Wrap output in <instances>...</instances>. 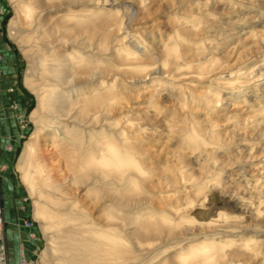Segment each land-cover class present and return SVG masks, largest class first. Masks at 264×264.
I'll use <instances>...</instances> for the list:
<instances>
[{"label": "bare ground", "instance_id": "bare-ground-1", "mask_svg": "<svg viewBox=\"0 0 264 264\" xmlns=\"http://www.w3.org/2000/svg\"><path fill=\"white\" fill-rule=\"evenodd\" d=\"M101 1L113 7L11 0L8 31L29 60L25 82L37 102L18 168L48 234L38 263L225 264L264 255L254 235L264 234V178L248 171L254 156L264 168V0ZM145 18L151 24L137 31ZM101 79L113 80L82 86ZM242 112L251 120L244 132ZM46 138L70 172L57 194L38 158ZM72 184L86 187L97 221L65 198Z\"/></svg>", "mask_w": 264, "mask_h": 264}, {"label": "rangeland", "instance_id": "rangeland-1", "mask_svg": "<svg viewBox=\"0 0 264 264\" xmlns=\"http://www.w3.org/2000/svg\"><path fill=\"white\" fill-rule=\"evenodd\" d=\"M4 9L0 8V16L2 17V23H1V28H0V35L3 38V41L7 42V44H4L0 41V83L6 84L8 78H3L1 72L6 71L5 67H7L8 64V58H12L15 60L18 64V68L20 70V76L17 75V73H14V77L16 80V91L18 94V97L21 99H25L28 105H25L24 102H22L18 97V101L16 100L14 103V106L10 105V111L7 110L8 115L12 116L14 121L19 124L20 129H21V137L18 140V145L15 150V154L12 157H7L8 160L6 161V156L2 157L1 162H0V185H1V179L2 176H10L11 177V183H6L4 182L5 188H8V185L10 184L9 188V193L6 191L7 195L6 201H14V199L19 198L21 200V203L18 205L16 204V209L21 210L24 214H29L30 219L25 221L23 225L28 227L27 229L23 228L22 225H20L23 221L14 220L13 217V211L11 210V207L7 206L5 207V214H6V220H5V226H6V245H7V251L8 255L10 254L11 258V264H18L19 263V258H17L18 254V249H17V240L19 238V235L23 236L25 239H28V234L30 233L31 236H33V240L29 242L31 243L30 251H31V256H34L31 259H34L37 261L40 260V256L42 254V251L46 248V242H47V236L46 231L43 230L42 228V223L35 217V209L33 207V202L35 201L34 195L30 194V191L26 184L23 182L22 175H21V170L18 168V159L20 157V154L23 150V147L25 143L29 140L30 136L32 135L33 130H35V123L34 121L30 118V114L32 110L35 108L37 102H36V96L33 94L32 91L27 87L26 85V76L30 73L29 69V60L28 58L23 55V52L21 50V47L17 41V39H13L8 31V24L10 19L16 15L15 9L13 8V4L11 3V0H0ZM87 7L91 9L96 10H104L113 7V5L110 4H103L101 0H92L88 5H84V3H79L76 5V7H73L74 10H81V9H86ZM4 11V12H3ZM67 11L66 8H64L60 13H65ZM87 11V10H85ZM159 16H155L157 19ZM153 17H149V19H152ZM225 18V17H224ZM23 21V18L21 19V22ZM151 24V20L145 19H140L137 24L135 25L136 29H139L137 31L139 32H144L143 26H148ZM216 28H221V27H216ZM156 29V26L150 30V28L146 29L145 31H152L154 32ZM247 31V30H246ZM246 31L244 34H246ZM91 31H88V34H90ZM100 33L98 30L97 35ZM95 34V33H94ZM125 34L122 32V34H119V36H116L120 39L123 38ZM0 37V38H1ZM94 40H96V37L94 36ZM195 41V40H194ZM198 42L196 40V44L198 45ZM125 41H121L119 45L120 47L125 46ZM118 45V46H119ZM245 45V43H242L239 41L238 48H242ZM117 46V47H118ZM6 51V52H4ZM112 52H110L111 54ZM5 69V70H4ZM113 79H101L100 82L99 80L93 83H87L85 85H82L84 88H91V87H96L98 83L100 84L101 82L103 83L106 82V84L112 82ZM5 82V83H4ZM143 83V82H142ZM140 83V84H142ZM197 85L194 84L193 87H190L192 90L197 89ZM194 94H201L199 91L195 90ZM25 108V111L22 112L20 109ZM233 106H230V115L234 113L235 110L232 109ZM116 115H119V113H115ZM240 121H241V132H244V127H246L247 124L250 123L251 120H247L246 123H244V119L247 117V113L240 114ZM15 117V118H14ZM4 118V117H3ZM2 119V118H1ZM4 120V119H2ZM244 126V127H243ZM0 131L4 132L3 126H0ZM218 129V127H216ZM19 134V133H18ZM241 138L243 139H248V135H241ZM43 139V137H41ZM264 138L261 139V142L259 145L263 144ZM229 143V142H228ZM231 146V145H230ZM11 147V146H10ZM8 148V147H7ZM38 158L40 160V165H42L43 168H45V174L43 175L49 179L51 182L52 189L55 188L54 193L57 194V189L56 186L59 185L61 178H63V175H67V173H70L69 170H66V165L68 164L65 162V159L61 155V149H58V146H55L52 141L48 140L46 138V141H42V144L40 148H38ZM2 150V149H1ZM15 156V157H14ZM264 159V158H263ZM259 156H254L252 157L248 163L250 164L248 167L249 175L252 174V178L255 179L256 181L262 180L264 178V168L261 167L260 165L257 166L258 161H260ZM261 165L264 163H260ZM236 164L227 166V170L229 173L234 174L236 172L235 168ZM60 169V170H59ZM68 169V168H67ZM257 170H260L262 173H257ZM68 171V172H67ZM62 173V175H61ZM63 182V181H62ZM94 182H91L88 185H92ZM264 184L259 183L258 187L260 189H264ZM89 187V186H88ZM65 198H68L69 200H75L78 202V204H81V207L85 210H87L88 213L91 214V218L94 220H98L100 211H96V208L92 205V202H90L89 198L86 196L87 195V189L85 186L83 188L71 185V186H65L63 187ZM158 194H160L159 190H156ZM3 195V194H2ZM16 201V200H15ZM159 205H157L158 208ZM15 209V211H16ZM228 212H232L229 210ZM4 214V215H5ZM236 214V213H235ZM195 216V214L193 213ZM197 217V216H196ZM29 223L30 225L28 226L26 223ZM42 227V228H41ZM264 232V231H263ZM256 237L263 239L264 240V234L259 233L254 234ZM21 240V239H20ZM23 240V238H22ZM10 245V246H9ZM235 248L232 249L234 251ZM21 254H24L21 252ZM20 254V255H21ZM251 254L247 255V257H238L236 258L233 257L230 260H227L225 264H254V260L260 259L264 261V255H260L254 260L250 257ZM259 263V262H258ZM256 263V264H258ZM39 264V263H38Z\"/></svg>", "mask_w": 264, "mask_h": 264}, {"label": "crops", "instance_id": "crops-1", "mask_svg": "<svg viewBox=\"0 0 264 264\" xmlns=\"http://www.w3.org/2000/svg\"><path fill=\"white\" fill-rule=\"evenodd\" d=\"M1 6L3 7V5L0 1V8H2ZM2 9H4V7ZM1 21H2V17L0 16V28H1V23H2ZM0 37H1V35H0ZM0 41L4 44H7V42L3 41L2 37L0 38ZM4 52H6V51H4ZM8 62L10 64H8L7 67H5L6 71L1 72L3 78H8V79H6L7 83L6 84L0 83V126H3L4 130H6L5 133L0 131V162H1L2 157L6 156L5 158L7 161L8 160L7 157L10 158L15 154V150H16V147L18 145V140L21 137V129H20L19 124L16 123L17 121L16 122L14 121L12 116L6 114L7 110L10 111L9 110L10 105L14 106L15 101L16 100L18 101V99H17L18 94H17L16 86H15L16 80L14 77V73H17V75L20 76V70L21 69L19 70L18 64L15 60V57H14V59L9 57ZM20 100L22 102H24L25 105H28L25 99L21 98ZM20 110L22 112H24L25 108H24V111H23V108H21ZM1 118L4 120H2ZM11 180L12 179L10 176H7V177L2 176V179H1V186L0 187H1V192L3 194V200H2L3 201V208L5 211V207H7V206L11 207V210L13 211L12 215L14 217V220H16L17 218H18V220H22L23 222L20 225H22L23 228L27 229L28 227L23 225V223L30 219L29 214H24L21 210L16 209V204L19 205L21 203V200H19V198H16V199L13 198L14 201H11V200L6 201L5 200L6 199L5 196L7 195L6 191L9 193V188H11V187L9 184L8 188H5L4 182L6 183V181H7V183H11ZM15 209H16V211H15ZM4 214H5V212H4ZM4 217L6 220V214L4 215ZM28 235H29L28 239H25L23 236L19 235V238L17 240V249H18L17 258L20 257L21 252L24 253L28 258L34 257V256H31L32 255L31 251H30L31 243L29 244V242H31L33 240V238H32L33 236H31L30 233ZM22 238H23V240H22ZM9 262L11 264L10 254H9Z\"/></svg>", "mask_w": 264, "mask_h": 264}, {"label": "built area", "instance_id": "built-area-1", "mask_svg": "<svg viewBox=\"0 0 264 264\" xmlns=\"http://www.w3.org/2000/svg\"><path fill=\"white\" fill-rule=\"evenodd\" d=\"M1 190H0V264H10L8 259L7 245H6V237H5V221H4V213H3V203L1 200ZM28 226L30 225L28 222L26 223ZM19 264H38L37 259L28 258L25 254H22L20 257Z\"/></svg>", "mask_w": 264, "mask_h": 264}]
</instances>
